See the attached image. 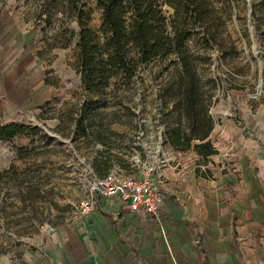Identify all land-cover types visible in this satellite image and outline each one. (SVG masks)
<instances>
[{"label":"rangeland","instance_id":"1","mask_svg":"<svg viewBox=\"0 0 264 264\" xmlns=\"http://www.w3.org/2000/svg\"><path fill=\"white\" fill-rule=\"evenodd\" d=\"M42 3L27 6L39 11ZM203 3L204 20H189L187 43L201 55L193 62L209 113L215 124L240 123L264 145V0ZM83 8L89 26L99 28L103 8L97 0H83ZM174 9L163 5L173 23ZM36 15L19 16L40 29L20 54L31 68L18 78L27 73L21 87L32 92L10 95L22 101L13 111L0 106V124L29 126L0 139V264H47L50 251L70 244L76 209L102 175L180 160L207 176L212 162L168 140L165 109L175 111L181 85L176 53L145 63L131 81L112 77L90 88L77 66V19L70 11L48 20ZM20 147L30 153L20 156Z\"/></svg>","mask_w":264,"mask_h":264},{"label":"crops","instance_id":"2","mask_svg":"<svg viewBox=\"0 0 264 264\" xmlns=\"http://www.w3.org/2000/svg\"><path fill=\"white\" fill-rule=\"evenodd\" d=\"M31 3L0 0L4 110L22 102L10 95L32 92L21 87L27 73L18 78L31 68L20 54L40 36V29L19 17L37 12ZM210 137L218 153L208 155L207 176L180 160L157 166L159 219L117 197H101L88 216L75 218L77 233L70 244L48 253L47 264H264V145L240 123H216Z\"/></svg>","mask_w":264,"mask_h":264},{"label":"trees","instance_id":"3","mask_svg":"<svg viewBox=\"0 0 264 264\" xmlns=\"http://www.w3.org/2000/svg\"><path fill=\"white\" fill-rule=\"evenodd\" d=\"M97 2L103 8V21L97 29L89 26L83 0H43L36 19L45 15L48 20L52 14L62 11H70L77 19L80 50L77 66L82 81L90 88L104 86L112 77L131 81L145 63L176 53L181 62V85L174 103L175 111L165 109L168 140L181 150L193 147L203 157L218 153L210 137L214 119L194 68L193 60L201 55L192 51L187 43L192 34L189 20H204L203 0ZM164 3L174 6V23L163 11ZM211 81L214 85L216 79L211 78ZM28 128L27 124L15 121L0 124V139H10ZM29 153L26 147H20V156Z\"/></svg>","mask_w":264,"mask_h":264},{"label":"built area","instance_id":"4","mask_svg":"<svg viewBox=\"0 0 264 264\" xmlns=\"http://www.w3.org/2000/svg\"><path fill=\"white\" fill-rule=\"evenodd\" d=\"M157 173V166L150 164L137 173L115 171L100 176L89 196L80 202L76 217L88 216L97 208L101 197H117L133 211L159 219L163 195Z\"/></svg>","mask_w":264,"mask_h":264}]
</instances>
